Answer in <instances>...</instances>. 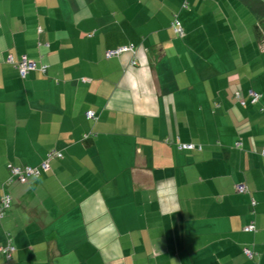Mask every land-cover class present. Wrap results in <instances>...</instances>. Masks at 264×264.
<instances>
[{
  "label": "crops",
  "instance_id": "obj_1",
  "mask_svg": "<svg viewBox=\"0 0 264 264\" xmlns=\"http://www.w3.org/2000/svg\"><path fill=\"white\" fill-rule=\"evenodd\" d=\"M184 1L0 0V264H264V0Z\"/></svg>",
  "mask_w": 264,
  "mask_h": 264
},
{
  "label": "built area",
  "instance_id": "obj_2",
  "mask_svg": "<svg viewBox=\"0 0 264 264\" xmlns=\"http://www.w3.org/2000/svg\"><path fill=\"white\" fill-rule=\"evenodd\" d=\"M172 25H173V28H174V32L177 34V35H182L183 34V28L182 26L180 25L179 21L178 20H174L172 22ZM133 50V45L129 44V45H122V46H117V47H114V48H109V49H106L105 51V57L106 58H111V57H116V56H119L120 54H123L125 52H131ZM7 61L13 63L14 60H13V57L11 55H9L7 57ZM16 67H17V71H18V74L20 77H25L26 74L31 71V70H34L37 68V64L35 61L31 60V59H28L27 57L25 56H22L18 62L16 63ZM40 70L41 71H44L45 70V66H40ZM251 95H252V101H256L257 98H258V95L255 94V92L253 91H250ZM86 117L87 118H95V115H94V112L91 111V110H88L86 112ZM181 148H192L193 145L192 144H179ZM60 155L59 153L57 152H50L48 153V156H47V159L43 160L41 162V168L42 169H47L48 167V162L50 160V158L52 157V155ZM263 154H264V150H263ZM9 170H10V173H11V176L12 175H17L18 178H19V182L23 183L25 182L28 178L30 177H36L38 176L39 174V170L35 169V168H32V167H24L23 169L19 168V167H16V166H10L9 167ZM236 189L240 192L244 191V185L242 184H238L236 185ZM10 195L6 192H4L1 196H0V214L2 213V210L4 207L8 206L9 202H10ZM253 229V226L252 225H249V226H246L245 227V230H252ZM0 250L3 251L5 254H6V257H9L11 256L14 248L12 245L10 244H7L5 247H0ZM247 256L251 257L252 256V253L251 251H248V250H245Z\"/></svg>",
  "mask_w": 264,
  "mask_h": 264
},
{
  "label": "trees",
  "instance_id": "obj_3",
  "mask_svg": "<svg viewBox=\"0 0 264 264\" xmlns=\"http://www.w3.org/2000/svg\"><path fill=\"white\" fill-rule=\"evenodd\" d=\"M187 7V0H185L184 1V3L182 4V8H186ZM174 21V20H173ZM172 21V22H173ZM172 22H171V26H172V29H173V31H174V28H173V25H172ZM180 23V22H179ZM181 25V24H180ZM177 35V34H176ZM183 35V34H182ZM182 35H180V36H182ZM177 36H179V35H177ZM106 51V50H105ZM104 57H105V53H104ZM21 58V57H20ZM19 58V59H20ZM106 58V57H105ZM112 58V57H111ZM106 59H110V58H106ZM14 60V59H13ZM15 61V60H14ZM18 62V60H16L15 62H13L14 64H15V68L17 69V67H16V63ZM37 64V63H36ZM45 66V70L44 71H41L40 70V66ZM46 69H47V65L46 64H40V65H38L37 64V68L36 69H34V70H39V71H41V72H45L46 71ZM32 71V70H31ZM18 72V71H17ZM30 72V71H29ZM22 78H24V77H22ZM250 91H253V92H255L254 90H251V89H249L248 90V94H249V96H250V99H251V103H255V102H257L258 100H259V94L257 93V92H255V94H257L258 95V98H257V100L256 101H252V95H251V93H250ZM242 103H244V101H241ZM96 118V117H95ZM95 118H93V119H95ZM87 119H91V118H87ZM184 143V142H183ZM182 142L181 143H179V144H183ZM177 145V148L179 149V150H194V149H201V146L199 145H196V144H194V143H189V142H185V144H192L193 145V147L192 148H181V147H179L180 145ZM50 152H57V153H59L60 155H57V154H55V155H52V157L50 158V160H49V162H48V167H47V169H42L41 168V162L43 161V160H45V159H47V156H48V153H50ZM263 152V151H262ZM264 155V154H263ZM63 157V154H62V152L59 150V149H56V148H51V149H49L47 152H46V155H45V157L41 160V162L40 163H38L37 165H35V166H30V165H24V166H17V165H10V166H16V167H19V168H21V169H23L24 167H32V168H35V169H37V170H39V174H38V176H36V177H30V178H28L25 182H23V183H27L29 180H31V179H38L41 175H42V173L43 172H45V171H47L48 170V168H49V166H50V164H51V162L52 161H54L55 159L57 160V159H61ZM9 166V167H10ZM9 167H8V178H7V180H6V182L8 183V185L9 184H12V183H15V182H18V183H21V182H19V178H18V176L17 175H12L11 176V173H10V170H9ZM238 184H242V185H244V191H242V192H240V191H238L237 189H236V185H238ZM238 184H236L235 186H234V189H235V191L236 192H238V193H246L247 191H248V189H247V186L245 185V184H243V183H238ZM7 193V192H6ZM9 194V193H8ZM10 195V194H9ZM10 198H11V196H10ZM11 201H12V198L10 199V202H9V204H8V206H6V207H4L3 208V210H2V213L1 214H5V212H6V210L11 206ZM249 225H252L253 226V229L252 230H245V227L246 226H249ZM245 227H244V230L245 231H253L254 230V225L252 224V223H250V224H248V225H246ZM1 247H5V246H1ZM245 250H248V251H251V250H249V249H247V248H244L243 249V251H244V254H245V256L247 257V258H251V257H249V256H247V254H246V252H245ZM1 251V250H0ZM2 252V251H1ZM252 253V252H251ZM4 254V253H3ZM253 254V253H252Z\"/></svg>",
  "mask_w": 264,
  "mask_h": 264
},
{
  "label": "clouds",
  "instance_id": "obj_4",
  "mask_svg": "<svg viewBox=\"0 0 264 264\" xmlns=\"http://www.w3.org/2000/svg\"><path fill=\"white\" fill-rule=\"evenodd\" d=\"M179 210L178 208L176 209V211Z\"/></svg>",
  "mask_w": 264,
  "mask_h": 264
}]
</instances>
